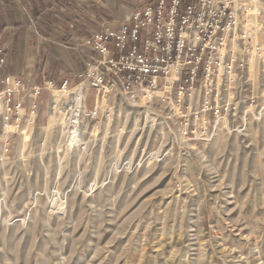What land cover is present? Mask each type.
<instances>
[{"label": "rangeland", "instance_id": "1", "mask_svg": "<svg viewBox=\"0 0 264 264\" xmlns=\"http://www.w3.org/2000/svg\"><path fill=\"white\" fill-rule=\"evenodd\" d=\"M47 56L64 60L57 83L85 60L42 52L37 76ZM243 90L187 134L141 96L106 95L76 132L45 93L34 123L9 132L0 116V264H264V68Z\"/></svg>", "mask_w": 264, "mask_h": 264}, {"label": "built area", "instance_id": "2", "mask_svg": "<svg viewBox=\"0 0 264 264\" xmlns=\"http://www.w3.org/2000/svg\"><path fill=\"white\" fill-rule=\"evenodd\" d=\"M75 50L85 67L73 79L32 84L2 76L7 47L0 43V116L6 123L18 127L25 117L34 123L45 93L74 132L84 119L98 118L106 95L143 94L171 107L187 134L196 126L188 116L200 115L206 125L209 114L218 119L229 110L216 102L239 99L244 86L255 84L256 71L264 68V0H154L123 21L103 23Z\"/></svg>", "mask_w": 264, "mask_h": 264}, {"label": "crops", "instance_id": "3", "mask_svg": "<svg viewBox=\"0 0 264 264\" xmlns=\"http://www.w3.org/2000/svg\"><path fill=\"white\" fill-rule=\"evenodd\" d=\"M146 3L154 0H139ZM105 0H0V43L12 50L6 55V65L2 76H16L32 84H40L42 79L55 78L58 66L64 60L46 58L42 63L44 69H50V76H37L34 73L39 53L64 54L97 32L106 22H120L139 7L133 0L130 11L117 6L110 7ZM145 3V4H146ZM124 11V12H123ZM122 12L121 18L118 17ZM46 42L43 43V38ZM43 40H42V39ZM28 54L17 57L11 54ZM84 63V61H83ZM41 66H38L40 68ZM81 65V70L84 69ZM53 68L55 69L53 71ZM80 70V71H81ZM35 75H34V74ZM63 79V78H62ZM24 99V104H28Z\"/></svg>", "mask_w": 264, "mask_h": 264}, {"label": "bare ground", "instance_id": "4", "mask_svg": "<svg viewBox=\"0 0 264 264\" xmlns=\"http://www.w3.org/2000/svg\"><path fill=\"white\" fill-rule=\"evenodd\" d=\"M140 96H141V97H145L143 94H140V95H138L137 97H133V98H130V99H132V100H134V99H138ZM145 98H146V97H145ZM21 113H23V112L21 111ZM62 121H63V123H64L63 118H62ZM4 129H5L6 131L11 132L12 130H17V127H16L14 124L8 123V124H6V125L4 126ZM74 132H76V131H74ZM70 133L73 134L72 132H70Z\"/></svg>", "mask_w": 264, "mask_h": 264}]
</instances>
